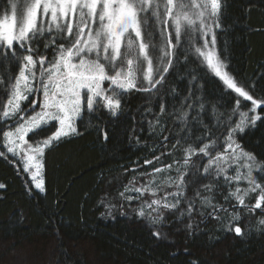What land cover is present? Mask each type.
<instances>
[{
	"label": "trees",
	"instance_id": "16d2710c",
	"mask_svg": "<svg viewBox=\"0 0 264 264\" xmlns=\"http://www.w3.org/2000/svg\"><path fill=\"white\" fill-rule=\"evenodd\" d=\"M224 4L220 28L215 29L217 53L222 59L226 58L228 71L254 99H264V0H222ZM4 6L6 0H0V7ZM153 24L149 16V25ZM169 31H172L171 22ZM48 39L46 33L39 42L33 43L38 49L34 55L53 58L54 48L45 51L43 47ZM159 40V35L153 31V42L159 43ZM56 43L64 41L57 39ZM172 43H176L174 35ZM196 44L202 46L199 37ZM184 47L182 33L180 48L176 49L178 59L173 58L174 67L165 75L163 86L157 85L158 93L131 91L120 96L121 111L116 116L104 108L92 114L85 111L83 119L76 123L80 135L45 150L44 191L35 189L21 161L7 154L0 142V152L6 153L0 156V184L5 185L0 189V264H192V261L264 264V225L260 224V220H264V204L250 210L259 193H251L245 197L244 205H240L229 197V192L237 187L246 188L247 182L228 185L223 176L204 173L208 160L199 152L191 157L188 168L182 167L183 148L197 136L207 133L217 145L221 144L229 130L224 120L238 98L220 78L200 65L195 56L189 55L186 62L181 52ZM153 63L155 65V59ZM8 67L13 75L17 74L15 64ZM192 68L196 69L195 73L189 71ZM193 74L197 77L195 82H191ZM0 77L6 88L7 73L2 63ZM190 90L191 99L186 100ZM0 98L7 99L3 88H0ZM239 99L241 110L252 107L250 101ZM200 103L204 104L202 112ZM182 111L189 113L186 124L177 119ZM258 113L261 120L256 126L237 133L236 139L258 161L264 162V106ZM238 119V116L232 117L233 124ZM149 122L153 124L151 129ZM52 131L55 128L50 125L35 139L46 138ZM104 133H107L106 140ZM189 133L191 139L186 140ZM28 139L32 141L33 134L30 133ZM203 143L208 140L196 142L195 147ZM216 151L223 152L224 148L218 147L212 154ZM155 157L160 160L157 162ZM146 160L153 163L146 164ZM170 164L171 170L154 173L155 168ZM177 168L187 172L184 196L177 209H160L164 217L162 223L154 225L147 218L152 209L145 208L146 216L139 217L142 205L151 203L148 195L143 204L140 198L129 201L126 194L124 198L119 195L126 186L135 187L154 174L159 179L165 175L175 179ZM227 174L234 175V168ZM254 176L264 184V174L254 172ZM205 185H211L212 190H205ZM160 188L158 200L166 193L178 191L174 184L162 183ZM203 197H211L212 204L220 206L219 210L213 214L212 207L202 206ZM167 201L175 203L170 195ZM188 202H192L193 212L190 217H181ZM235 215H239L238 221L233 219ZM188 224L192 225L191 229ZM237 224L243 230L240 236L231 230ZM155 232L161 234L159 238L153 234Z\"/></svg>",
	"mask_w": 264,
	"mask_h": 264
},
{
	"label": "snow or ice",
	"instance_id": "6c2138e0",
	"mask_svg": "<svg viewBox=\"0 0 264 264\" xmlns=\"http://www.w3.org/2000/svg\"><path fill=\"white\" fill-rule=\"evenodd\" d=\"M222 6H226L222 5V0H6V6L0 7V63L5 65L8 80L5 88L4 79L0 77V88L7 94L6 101L0 98V125L4 126L0 128V142L7 154L22 160L23 170L30 173L35 189L44 191L42 170L45 150L66 138L80 135L76 121L83 119L85 111L92 114L96 109L104 108L110 115L116 116L121 111L120 96H126L131 91L150 95L159 92L157 85L163 86L165 75L174 67L173 58L178 59L176 49L180 48L183 33L186 47L181 52L185 61L189 55L195 56L200 65L219 77L227 89L238 94V98L236 106L224 120L229 130L221 144L217 145L207 133L203 137L197 136L193 143L183 148L182 167L188 168L191 157L199 152L208 160L204 173L223 176L228 185L247 182L246 188L237 187L229 192V197L244 205L245 197L258 192L256 203L250 210L261 208L264 204V184L257 180L254 172L264 174V162L246 151L236 139V134L243 133L249 126L255 127L256 122L261 120L256 109L264 104V99H254L228 71L226 58L222 59L216 51L215 29L220 28ZM149 16L154 21L153 25H149ZM170 22L172 31H169ZM153 31L159 35V43L153 42ZM46 33L49 39L43 47L45 51L54 48L51 60L45 55H34L38 49L33 47V43L39 42ZM173 35L175 44L172 43ZM197 37L202 40V46H197ZM57 39L64 43L57 44ZM9 64L16 65L17 74H12ZM189 71L195 73L196 69ZM196 80L193 74L191 82ZM106 81L109 82L108 88L104 87ZM198 87L202 88V85ZM30 96L34 97L31 101ZM191 96L190 90L185 99H191ZM240 97L252 103L247 111L240 109ZM25 102H28L27 107ZM203 110L204 104L200 103L199 111ZM212 111L216 113L215 106ZM163 112L161 104L160 113ZM188 116V111H182L177 119L186 124ZM234 116L239 119L233 124ZM50 125L55 131L46 138L35 139ZM149 127H153L152 122H149ZM204 127L207 128L206 125ZM30 133L33 134L32 141L28 139ZM104 138L107 139V133H104ZM190 139L189 133L186 140ZM205 139L208 143L195 147L196 142ZM221 146L224 151H216L213 155L212 152ZM6 153L0 152V156H6ZM155 160L158 162L160 157H155ZM145 163L152 164L153 161L146 160ZM232 168L234 175L229 176L228 170ZM171 169L170 164L155 168L154 173ZM176 172L175 179L169 177L164 183L169 186L174 184L178 191L166 193L162 200L153 199L151 203H145L138 212L139 217L146 216L145 208L152 209L156 215L148 212L147 218L155 225L163 222L161 208H178L184 196L187 172L180 168ZM153 185L155 180H148L140 187L126 186L125 192L134 191L140 197L145 192H151L155 196L160 185ZM4 188L5 185L0 184V189ZM204 189L212 190L211 185H205ZM119 195L124 198V192ZM169 195L175 203L167 201ZM134 198L139 197H126L129 201ZM201 200L202 206L213 208V214L220 208L212 204L211 197ZM192 212L193 204L188 202L186 211H182L180 216L190 217ZM233 219L238 221L240 217L235 215ZM260 224L264 225V220H260ZM187 227L191 229L192 225ZM231 230L237 236L243 234L238 224ZM153 234L158 238L161 235L159 232ZM192 264L198 262L192 261Z\"/></svg>",
	"mask_w": 264,
	"mask_h": 264
},
{
	"label": "rangeland",
	"instance_id": "374dc122",
	"mask_svg": "<svg viewBox=\"0 0 264 264\" xmlns=\"http://www.w3.org/2000/svg\"><path fill=\"white\" fill-rule=\"evenodd\" d=\"M39 22V21H38ZM209 39H210V37H209ZM67 46V45H66ZM210 47H211V45H209ZM217 51V50H216ZM52 59V58H51ZM51 59H49V60H51ZM214 74V73H213ZM219 78V77H218ZM104 87L105 88H108L109 87V82H105V84H104ZM34 97H32V96H30L29 97V101H31L32 99H33ZM25 107H27L28 106V102H25V105H24ZM262 106H264V104H262L260 107H258L257 109H256V112L258 113V109L259 108H261ZM38 107V106H37ZM31 112V109H29V113ZM251 115V114H250ZM9 123H11V122H9ZM76 123H77V121H76ZM5 150H6V148H5ZM18 158V157H17ZM20 161H21V163H22V166H23V162H22V160L20 159V158H18ZM29 175H30V173H29ZM42 176H43V179H44V174H43V170H42ZM158 176H157V174H154V176L152 177V178H150V179H147V181L148 180H155V185H153V187H155L156 185H160V187L162 186V183H164V181H166L169 177H171V176H169V175H165V177H163V178H161V179H159V178H157ZM30 178H31V176H30ZM172 178V177H171ZM147 181L146 182H142V181H140L139 182V184L138 185H135V187H140V186H142V185H145L146 183H147ZM34 183V182H33ZM129 188H132V187H129ZM160 190H161V188H159V189H157V192H156V195L155 196H153L152 195V193L151 192H145L144 193V195L142 196V197H140L139 196V194L138 193H136V192H134V191H127V192H125V190H124V194H126L125 195V197H128V196H133V197H139L140 199V201L142 202V204H143V200H144V198L148 195V199L147 200H150V201H152L153 199H158L157 198V194L160 192ZM134 199H138V198H134ZM144 205V204H143Z\"/></svg>",
	"mask_w": 264,
	"mask_h": 264
}]
</instances>
